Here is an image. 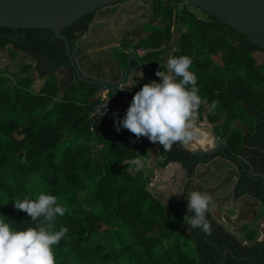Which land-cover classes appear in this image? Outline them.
<instances>
[{"label": "trees", "instance_id": "obj_1", "mask_svg": "<svg viewBox=\"0 0 264 264\" xmlns=\"http://www.w3.org/2000/svg\"><path fill=\"white\" fill-rule=\"evenodd\" d=\"M151 11L161 25L146 23L142 29L148 35L126 49H144L142 60L158 69L165 64L161 47L178 34L180 43L173 56L192 59L190 70L197 76L199 95L209 106L218 102L205 115L204 105L200 107L201 120L206 117L214 124L216 135L226 141L228 159L245 154L242 129L231 127L230 122L240 120L252 130L255 125L246 118L264 119V59L259 63L254 56L260 49L245 35L189 3L152 0ZM94 15L62 29L72 46L88 31ZM13 30L0 27V46L12 45V57L18 50L40 55L51 72L36 92L29 76L0 74V219L13 228L35 227L13 201L26 196L36 199L44 192L57 196V202L67 209L56 217L52 229H68L53 246L56 264H200L203 257L194 255L181 239L187 229L183 206L162 203L131 163L142 161L149 140L137 139L124 128L94 134L88 118L101 100L97 96L101 85L75 82L73 90L60 96L57 70L66 68L72 80L76 78L64 42L48 29H20L23 35L15 40L9 37ZM114 57L125 68L131 54L114 50ZM215 57L221 63H214ZM136 65L131 59L130 67ZM222 118L226 123L221 126L217 122ZM88 139L98 145L96 154ZM207 161V156L199 158L179 143L164 155V166L178 162L188 177ZM245 183L243 186L248 185ZM256 195L262 196L259 190ZM262 199L264 202V196ZM206 215L209 222L217 223L210 212ZM219 228L228 242L238 243L223 226ZM245 235L248 240L256 239L253 228H246ZM190 236L195 239L194 230Z\"/></svg>", "mask_w": 264, "mask_h": 264}, {"label": "crops", "instance_id": "obj_2", "mask_svg": "<svg viewBox=\"0 0 264 264\" xmlns=\"http://www.w3.org/2000/svg\"><path fill=\"white\" fill-rule=\"evenodd\" d=\"M139 16L142 17V20L140 19V22H142V27L140 28L142 34L136 39H127L126 34H129L131 27H133V24L130 25L131 21ZM137 22H139V20ZM146 23H151L153 26L161 25L160 19L156 18L151 11V4L149 7H146L145 3L139 4L134 1L125 0L98 10L94 15V19L89 23L88 31L78 40L79 45L75 50V54L80 67L87 75L103 77L109 82L118 80L124 68L120 67L119 59L114 57V50H117L120 54L122 52H127L131 54V57H136V54L138 56L136 58L142 60L145 55L139 51L142 48L133 50L129 47L126 49V46L148 35V32L142 29ZM122 33L123 35H121ZM179 43L180 36L178 34H175L172 39L164 42L160 49L164 63H166V59L169 56H173V52L178 48ZM11 47L12 45H8L5 48L0 46V66L4 67L6 65L9 69L12 67L13 70L20 71L23 65L14 69V62L21 57H28V63H33L34 69L39 71V68H36L38 67V63L47 62V60L40 57V55L32 56L30 53L21 50H18L16 56L12 57L10 54ZM84 48H86L85 51ZM258 52L260 51L254 52L255 57ZM142 61L148 72L155 75L157 69L151 66L148 61ZM137 68L138 62L136 67H133L132 71L130 70L127 84L134 83L136 86L137 84L148 81L144 72ZM57 75L59 77L58 89L60 91V96L65 91L74 89L75 82L72 80L71 73L68 69L59 68L57 70ZM47 77L48 76H45L43 81L40 79L42 84L39 88L43 85ZM62 89L64 90L63 92H61ZM103 93L99 97H102ZM204 108L203 114L205 115L208 108L205 105ZM203 121H206L214 128V124L209 123L206 117L201 120V122ZM225 123V118L217 122V124L221 126ZM253 123L255 128L249 130L240 120L230 122L231 127L242 129V134L244 136L243 146L246 151L245 154L248 156L259 154L258 148L264 151V119L256 117L252 124ZM196 131L198 135L194 140L183 145L188 151L191 152L195 150L196 147L208 148L213 145V137L206 126H196ZM204 140L206 142L208 141L207 147L202 146ZM166 152L167 151H164L163 146L159 143L148 141L147 146L141 153L143 163L139 169L141 172L146 170L153 172V174L146 173L150 180V182H147L148 188L160 201H162V203H164L161 198V196L164 198V186L167 188H175L176 184L180 183V181L186 183L182 178L177 181V174L186 177V171L182 164L178 162H169L164 166V155ZM238 173H240V175H236ZM241 173L242 167L240 165L234 164L218 155L207 163H200L197 165L195 169V179L188 187L187 192L198 190L210 195L213 203L209 206V212L213 220L224 225V228L228 232L237 233L238 235L243 234L246 236L245 229L253 228L256 231V240L249 241L260 242L264 240V216H261L264 202L258 199L259 196H257L256 193H254V195L248 193L256 192L259 183L254 180H249L247 181L248 185H246V187L243 186V183L246 182V175ZM184 193L183 189V195ZM240 240L248 241V239L243 240L241 238Z\"/></svg>", "mask_w": 264, "mask_h": 264}, {"label": "clouds", "instance_id": "obj_3", "mask_svg": "<svg viewBox=\"0 0 264 264\" xmlns=\"http://www.w3.org/2000/svg\"><path fill=\"white\" fill-rule=\"evenodd\" d=\"M191 65L189 56H169L155 72L159 82L145 83L134 94L124 116L115 122L116 131L127 129L137 139L145 137L152 143H159L164 151H170L173 144L186 145L193 141L198 135L196 123L200 107L205 105L214 110L218 102L214 101L209 106L201 98L197 76L190 71ZM134 86L130 83L120 89L128 90ZM131 163L135 170H139L143 162L134 159ZM185 198L188 212L194 213L184 216L188 231L200 229L210 235L211 226L206 214L213 203L212 197L205 192L191 190ZM57 201V196L44 192L36 199L26 196L13 201L14 207L26 212L36 226L13 228L0 219V264H56L53 246L58 245L68 231L63 226L58 231L52 230L56 217L67 211Z\"/></svg>", "mask_w": 264, "mask_h": 264}, {"label": "water", "instance_id": "obj_4", "mask_svg": "<svg viewBox=\"0 0 264 264\" xmlns=\"http://www.w3.org/2000/svg\"><path fill=\"white\" fill-rule=\"evenodd\" d=\"M125 0H0V27L10 28L14 30L19 29H48L53 31L55 38L64 42L66 47V54L69 58L71 68L74 70L76 78L74 82H86L90 84H100L101 90L98 96L109 90V92H117L121 85H127V78L130 70L131 59L138 62V68L147 76L148 81L156 80L159 78L148 72L144 64L136 57H131L121 76L114 82H109L103 77H93L87 75L80 67L76 59L75 42L72 46L70 40L62 33V29L72 25L84 16L90 13H96L98 10L114 5L118 2ZM183 3H189L193 6L204 10L229 27L235 29L239 33L245 35L249 42L259 48L264 53V0H179ZM196 126H206L213 137V145L208 148H197L192 150L191 153L203 158L208 157V161L212 160L213 154H220L222 158L238 164L242 167V173L246 175V182L254 180L264 186V151L259 149V154L248 156L247 154H240L231 158L226 157V141L216 135L213 127L204 125L200 119V112H198ZM186 175L188 176V172ZM241 173V174H242ZM240 175V173L236 174ZM195 179V174L189 177L190 181ZM188 184H185L184 192ZM246 187V186H245ZM248 191V190H247ZM260 191V190H259ZM252 195L256 192H248ZM263 202L262 196L258 198ZM183 208L187 215L189 213L187 205L183 204ZM201 237H203L209 244L211 243L205 235V232L198 229ZM232 255L236 259H240L234 255L231 249L226 248L221 252L222 259L216 264H224L227 254ZM241 259L251 258L245 257Z\"/></svg>", "mask_w": 264, "mask_h": 264}, {"label": "rangeland", "instance_id": "obj_5", "mask_svg": "<svg viewBox=\"0 0 264 264\" xmlns=\"http://www.w3.org/2000/svg\"><path fill=\"white\" fill-rule=\"evenodd\" d=\"M130 1H134V2H137V3H141V4H146V7H149L152 0H130ZM196 13L198 15H202V13L199 11V10H196ZM140 19L142 20V17L139 16L137 18H135L133 21H131L130 25H132L133 27H131V30H130V33L129 34H126V38L127 39H130V38H138L141 34H142V31H141V27H142V22H140ZM139 20V22H137ZM145 22V20H144ZM135 26V27H134ZM123 35V33L121 34ZM77 44L75 45V49H77ZM86 50V48H84V51ZM256 59L258 60L259 63L262 62V60L264 59V53L263 52H258L256 54ZM213 61L214 63H221L219 61L218 58H213ZM21 65H23L22 69L20 71L18 70H13V68L11 67L10 69L8 68V66H0V74L1 75H7V76H10V77H13V76H17L19 74L21 75H27L31 78L32 80V90L33 91H38V88L39 86L42 84L40 82V79L41 81H43V79L45 78V76H49L50 75V72H51V69H50V66L48 64V62H42V63H38V67L36 68H39V71L36 69H34V65L33 63H28V57H21L19 58L18 60H16L14 62V69H17V67H20ZM226 76H229V73H226L225 74ZM64 90L62 89L61 92H63ZM105 95H107L109 93V90H106L105 92ZM103 93L102 96H105ZM101 98V97H100ZM246 121L248 122V124H252V122H254V120L252 118H246ZM203 124L205 125H208L210 127H212L210 124H208L206 121H203L202 122ZM254 124V123H253ZM93 137V136H92ZM87 142H89L90 144H92L94 147V154L97 153L98 151V145H96L94 142H92L90 139L87 140ZM208 142V141H207ZM207 142L204 140L203 142V147H207ZM193 146V145H192ZM198 147H196L197 149ZM182 170V169H181ZM146 173H149V174H153V172H150L149 170L147 171H143L142 172V175H143V178L146 180V182H150V180L148 179V175H146ZM178 176V177H177ZM177 181L182 180L186 183H183L182 181H180V183H177L175 188H172V187H165L164 186V198L163 196H161V198L163 199V202L164 204L168 207L170 206V204L172 202H178L179 204H181L183 206V204H186L188 203L187 199L185 198L186 197V193H187V189L188 187L190 186V184L192 183V181L189 180V177L186 175V177L184 176H181L180 174H177ZM187 180V181H186ZM185 184H188V186L186 187V190H185V193L183 195V189L185 188ZM150 187V185H149ZM151 188V187H150ZM182 191L180 194L178 195H174L175 193L177 192H180ZM219 214V213H217ZM261 216H264V206H263V211H262V214ZM224 227V225H222ZM233 234L236 238H238L240 240L241 239H246V236H244L243 234L241 235H238L237 233H231ZM182 242L185 244V246L187 247L188 250H190L194 255H197L198 251L196 250V246H195V241L194 239L190 236V231H188V229H186L183 233H182ZM256 240V239H255ZM251 241V240H250ZM249 240L248 241H243V242H250Z\"/></svg>", "mask_w": 264, "mask_h": 264}, {"label": "flooded vegetation", "instance_id": "obj_6", "mask_svg": "<svg viewBox=\"0 0 264 264\" xmlns=\"http://www.w3.org/2000/svg\"><path fill=\"white\" fill-rule=\"evenodd\" d=\"M22 35L23 33L20 29L13 30L12 32L9 31V37H13L15 40H18V38ZM258 188L262 196H264V186L258 184ZM209 223L211 226V234L209 235L205 233V235L206 238L211 243L216 244V246L209 244L203 237H201L198 229L194 230L196 233V237L194 239L195 248L198 251L197 254H199V257H203L200 264H216L222 259L221 252L226 248L231 249L234 255L240 259H236L228 253L224 264H264V240L260 242H243L237 238L238 243L228 242L223 237L219 228L221 224L218 223V225L217 223ZM225 231L227 230L225 229ZM245 257L251 258L252 261L248 259H241Z\"/></svg>", "mask_w": 264, "mask_h": 264}, {"label": "built area", "instance_id": "obj_7", "mask_svg": "<svg viewBox=\"0 0 264 264\" xmlns=\"http://www.w3.org/2000/svg\"><path fill=\"white\" fill-rule=\"evenodd\" d=\"M140 53L145 54V50H139ZM150 81L143 82L128 90L119 89L117 92H109L102 96L101 100L93 107L89 114V122L91 131L94 134H101L106 130L115 129V122L117 118H122L129 107L132 97L140 90V88ZM127 85H121L120 88H126ZM103 114V115H102Z\"/></svg>", "mask_w": 264, "mask_h": 264}]
</instances>
